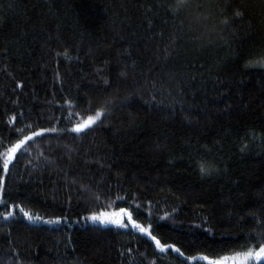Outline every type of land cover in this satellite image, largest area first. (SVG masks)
<instances>
[{
  "label": "trees",
  "instance_id": "obj_1",
  "mask_svg": "<svg viewBox=\"0 0 264 264\" xmlns=\"http://www.w3.org/2000/svg\"><path fill=\"white\" fill-rule=\"evenodd\" d=\"M262 56V0H0V160L45 132L0 173V215L16 216L0 219V264H230L257 250ZM108 209L129 228L88 219Z\"/></svg>",
  "mask_w": 264,
  "mask_h": 264
},
{
  "label": "snow or ice",
  "instance_id": "obj_2",
  "mask_svg": "<svg viewBox=\"0 0 264 264\" xmlns=\"http://www.w3.org/2000/svg\"><path fill=\"white\" fill-rule=\"evenodd\" d=\"M200 0H174V8L178 6L180 11L188 10L189 6L193 3H199ZM212 2H220V0H212ZM225 3H230L231 0H224ZM264 2V0H262ZM235 16H241L242 13L236 11L234 13ZM264 59V56H262ZM264 66V63L261 64ZM104 110L100 109L94 112V114L87 115L82 122L77 123L74 127L71 128V131L74 133H85L87 130L95 126L104 116ZM47 132H56V128H49L46 130ZM45 132H34L31 136H25L24 138L20 139L18 143L13 144L11 148L8 149L6 154L3 156V159L0 160V173L7 174L9 170L10 164L13 163L17 153L22 157L26 153L27 149L25 145L28 144V141H32L36 136H43ZM201 172H206L208 169L205 166H201ZM4 195V178L3 175H0V205L4 207L8 206V201L3 200ZM14 208L18 209L19 212L22 213L23 218H25L29 223L35 224L37 222L49 223V224H59L61 223L60 220H47L45 221L43 217L31 214L29 211L24 210L22 207L18 205H14ZM123 215V210L120 213H115L113 215H108L106 213L100 214H92L88 217L92 222L96 223L99 222L104 226H114L118 228L128 229L129 224L125 223L124 220L120 217ZM115 217V218H114ZM15 212L9 210L7 214L0 215V219L4 221H8L10 219H15ZM128 219L131 220V215L129 214ZM132 227L134 229H139L140 233L144 234L147 238L154 242L155 246L159 248L160 251H166V249L161 246V241L157 239L155 235H153L150 231L140 227L137 224H133ZM173 250L177 254L180 253V249L173 248ZM204 261L207 264H221V261L210 260L208 256L203 257ZM253 260L256 264H262L264 262V243L258 244L257 250L253 251L252 249H248L247 251L243 252L240 260V264H246L247 261Z\"/></svg>",
  "mask_w": 264,
  "mask_h": 264
},
{
  "label": "rangeland",
  "instance_id": "obj_3",
  "mask_svg": "<svg viewBox=\"0 0 264 264\" xmlns=\"http://www.w3.org/2000/svg\"><path fill=\"white\" fill-rule=\"evenodd\" d=\"M39 132H42V131H39ZM31 135H33V133L29 134L28 136H31ZM37 138H40V136H36V137H34L33 140H36ZM120 212H121V211H118V210L108 209V210H102V211H100L98 214H100V213H106V214H108V215H113V214H115V213H120ZM125 214H126V213L123 212V215H122V217H120V218H122V219L124 220V222L126 223V219H127V218H126ZM114 218H115V217H114ZM96 223L100 224L99 222H96ZM101 225H102V224H101ZM240 260H241V256H234V257H232L230 260H228V262H229L230 264H240ZM249 261H251V260H249ZM249 261H247L246 264H249Z\"/></svg>",
  "mask_w": 264,
  "mask_h": 264
}]
</instances>
